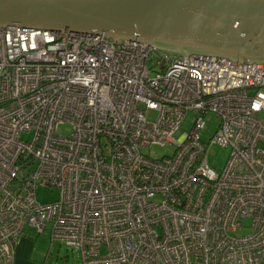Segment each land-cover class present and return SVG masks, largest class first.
<instances>
[{"label": "built area", "instance_id": "1", "mask_svg": "<svg viewBox=\"0 0 264 264\" xmlns=\"http://www.w3.org/2000/svg\"><path fill=\"white\" fill-rule=\"evenodd\" d=\"M26 225L82 264H264V60L0 26V264Z\"/></svg>", "mask_w": 264, "mask_h": 264}, {"label": "water", "instance_id": "2", "mask_svg": "<svg viewBox=\"0 0 264 264\" xmlns=\"http://www.w3.org/2000/svg\"><path fill=\"white\" fill-rule=\"evenodd\" d=\"M14 22L264 60V0H0V26Z\"/></svg>", "mask_w": 264, "mask_h": 264}, {"label": "rangeland", "instance_id": "3", "mask_svg": "<svg viewBox=\"0 0 264 264\" xmlns=\"http://www.w3.org/2000/svg\"><path fill=\"white\" fill-rule=\"evenodd\" d=\"M194 115L193 111L188 112L180 124V129L176 132V136H179L184 130L190 128ZM218 124L219 117L215 113L207 114L206 124L201 129V138L206 142H211V138L215 134ZM66 127L67 125L63 126L65 129ZM145 151L153 157H160L164 154L171 153L173 151V146L169 143L165 145L154 144L146 148ZM228 153L229 148L223 147L217 142L210 143L208 147L209 162L220 169L224 166ZM38 194L42 201L52 200L57 197L56 189L47 185L40 186ZM249 222L250 221L247 220L245 223L249 224ZM249 231L250 227H245L242 232ZM32 259L35 261L34 264H82V255L80 251L60 240L52 241L49 229L38 233V237L32 249Z\"/></svg>", "mask_w": 264, "mask_h": 264}, {"label": "crops", "instance_id": "4", "mask_svg": "<svg viewBox=\"0 0 264 264\" xmlns=\"http://www.w3.org/2000/svg\"><path fill=\"white\" fill-rule=\"evenodd\" d=\"M38 230L32 225H26L15 245L14 264H34L32 249L38 237Z\"/></svg>", "mask_w": 264, "mask_h": 264}]
</instances>
